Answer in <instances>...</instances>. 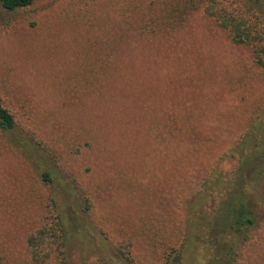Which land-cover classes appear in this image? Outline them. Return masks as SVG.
I'll list each match as a JSON object with an SVG mask.
<instances>
[{
	"label": "trees",
	"instance_id": "16d2710c",
	"mask_svg": "<svg viewBox=\"0 0 264 264\" xmlns=\"http://www.w3.org/2000/svg\"><path fill=\"white\" fill-rule=\"evenodd\" d=\"M39 1L0 0V29ZM96 2L74 0L86 8L74 10L77 20L62 16L80 34L58 79L72 90L66 100L53 105L55 94L44 93L50 105L24 110L23 123L0 94V147L24 149L48 191L23 234L26 255L0 251V264H66L67 220H77L67 208L85 219L94 213L91 186L49 143L58 131L69 153L109 161L116 189L128 192L132 212L118 227L116 256L133 264H264V0ZM199 15L225 33L234 54L218 68L180 54ZM222 89L236 93L232 105L209 106L208 94ZM104 206L112 223L115 211ZM196 247L201 255L186 262ZM100 257L81 264H110Z\"/></svg>",
	"mask_w": 264,
	"mask_h": 264
},
{
	"label": "rangeland",
	"instance_id": "374dc122",
	"mask_svg": "<svg viewBox=\"0 0 264 264\" xmlns=\"http://www.w3.org/2000/svg\"><path fill=\"white\" fill-rule=\"evenodd\" d=\"M73 1L52 0L53 6H47L51 0H41L35 6L17 11L15 16H11V24L0 29V94L10 106L13 104L20 120L24 110L34 108L37 112L50 105L52 99L47 102L44 93L55 94L54 103L51 101L54 105L60 104V100H66V93L72 91L70 87L59 85L58 79L67 75L66 62L75 60V49L80 41L78 25L62 19L63 14L69 12L77 20L74 10L86 8L83 3L72 6ZM88 1L96 6L93 4L95 0ZM96 1L106 4L110 0ZM85 15L88 18L91 12ZM197 17L199 19L194 20L183 32L189 41L180 54L183 56L187 53L185 58L192 55L194 59L206 62L211 60V64L215 65L213 68H218L234 54H230L227 48L225 33L203 20L201 15ZM209 71L213 70L206 72ZM203 75L207 81L209 76L206 73ZM195 86L199 90L200 85L194 82ZM261 87V82L255 83V88ZM213 91L206 97L208 105L220 109L232 105V98L237 97L236 93L223 89L219 93ZM25 124L32 126V121ZM66 124V121H61L59 125ZM64 137L65 134L58 131L55 139L49 143L63 153L60 162L66 166L67 171H75L85 185L91 186L92 200L97 205L94 213L87 214L86 219L73 206L67 208L72 209L77 220H67L68 233L64 248L66 264L90 263L101 258L102 254L109 257L110 264H133L116 256L112 248L118 236V227L132 212L127 190L122 186L116 189L118 175L115 167L107 160L101 162L96 159L87 150L80 155L69 153L63 148ZM24 151L11 146L0 147V251L19 260L27 253L22 243L23 234L36 224L39 209L47 201L48 193L38 179L35 165L28 161L29 156ZM32 160L36 161L35 158ZM90 165L93 171L83 172V168ZM229 167V163L222 165L226 172ZM64 180L68 178L64 177ZM105 204L115 211L112 223L102 217L104 210H110ZM200 255L197 247L192 248L186 262L192 263Z\"/></svg>",
	"mask_w": 264,
	"mask_h": 264
}]
</instances>
